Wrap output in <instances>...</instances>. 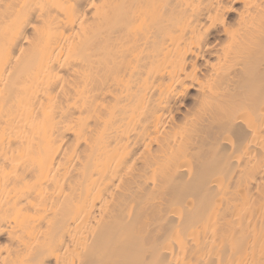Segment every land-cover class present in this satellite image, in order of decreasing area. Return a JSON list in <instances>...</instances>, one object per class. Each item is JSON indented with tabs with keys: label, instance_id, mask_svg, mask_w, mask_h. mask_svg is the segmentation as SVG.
Here are the masks:
<instances>
[{
	"label": "bare ground",
	"instance_id": "obj_1",
	"mask_svg": "<svg viewBox=\"0 0 264 264\" xmlns=\"http://www.w3.org/2000/svg\"><path fill=\"white\" fill-rule=\"evenodd\" d=\"M0 264H264V0H0Z\"/></svg>",
	"mask_w": 264,
	"mask_h": 264
}]
</instances>
